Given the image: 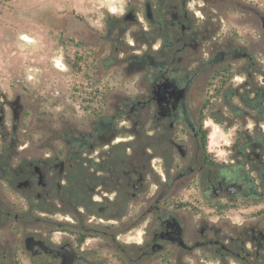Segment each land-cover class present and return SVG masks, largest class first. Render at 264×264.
<instances>
[{"label": "flooded vegetation", "instance_id": "flooded-vegetation-1", "mask_svg": "<svg viewBox=\"0 0 264 264\" xmlns=\"http://www.w3.org/2000/svg\"><path fill=\"white\" fill-rule=\"evenodd\" d=\"M187 5L146 0L143 20L126 6L106 22L108 43L139 23L133 38L140 49H129L123 69L141 75L140 90L115 100L92 88L90 123L60 146H36L32 122L24 119L32 104L0 96V183L13 188L0 189V224L6 234L10 223L18 230L16 241L0 240L1 262L60 264L61 257L41 251L43 242L74 253L73 264H264V210L239 221L231 215L243 202H264V144L244 132L234 158L218 160L207 148L202 112L189 100L201 70L216 69L225 82L230 66L243 60L245 90L235 97L251 100L264 118L259 93L249 97L257 62L230 29L209 39L206 22ZM230 94L224 91L226 99ZM121 133L127 138L118 140Z\"/></svg>", "mask_w": 264, "mask_h": 264}, {"label": "rangeland", "instance_id": "rangeland-1", "mask_svg": "<svg viewBox=\"0 0 264 264\" xmlns=\"http://www.w3.org/2000/svg\"><path fill=\"white\" fill-rule=\"evenodd\" d=\"M145 1L0 0V96L13 100L19 95L32 104L33 110L25 113L24 119L32 122L36 146H60L75 134L78 126L90 123L94 108L89 100L93 96L92 88L97 87L99 92H112L115 100L117 96L138 93L141 75L124 70L123 60L135 45L140 49L133 38L140 25H126L127 32L118 42L112 34L108 43L106 22L121 17L126 6L134 7L137 17L143 20ZM187 1L188 8L196 11L198 20L206 22L209 39L215 37L218 41L230 29L233 38L253 54L257 65L248 83L250 91H253L249 97L258 92L259 106L264 112V0ZM114 7L115 15H112L110 9ZM203 8L204 11L201 10ZM221 17L227 19L225 23L221 22ZM24 35L34 42H23ZM127 43L133 45L129 48ZM207 49L205 44L202 53H207ZM108 55L112 56L111 61L107 60ZM194 56L202 60L208 58L199 53ZM238 62L241 67L235 66ZM107 64L116 66L107 69ZM235 64L230 66L229 78L225 82L219 78L216 69L201 70L190 90L189 100L194 102L193 108L202 112L207 148L218 160L234 158V147L244 132L248 138L258 139L264 144V118L249 107L251 100L235 97L236 90H245V87L241 88V82L245 78V70H248L243 60ZM94 70L100 77L99 83L95 81ZM228 89L232 94L226 99L224 91ZM124 138H127L124 133L118 136V140ZM245 139L247 137L242 138ZM0 189L7 194L13 191L4 183H0ZM239 209L231 213L235 221H239V215L243 219L257 210H264V202H243ZM43 226L40 223L38 228ZM55 226L52 228L59 232ZM14 227L10 223V233L6 234L5 225L0 224V240L16 241L18 230ZM0 264L59 263L47 258H22L20 263L8 259L0 261Z\"/></svg>", "mask_w": 264, "mask_h": 264}, {"label": "water", "instance_id": "water-1", "mask_svg": "<svg viewBox=\"0 0 264 264\" xmlns=\"http://www.w3.org/2000/svg\"><path fill=\"white\" fill-rule=\"evenodd\" d=\"M163 86L166 87V85ZM164 90H166V88ZM161 91L162 89H159L158 95ZM37 245H39L41 251L45 252L47 255L61 257L60 264H73L75 260V254L69 250L65 251L61 247L51 244L45 245L43 242H39Z\"/></svg>", "mask_w": 264, "mask_h": 264}, {"label": "bare ground", "instance_id": "bare-ground-1", "mask_svg": "<svg viewBox=\"0 0 264 264\" xmlns=\"http://www.w3.org/2000/svg\"><path fill=\"white\" fill-rule=\"evenodd\" d=\"M22 39H24V42H28V43H30V44L34 42V40H33L32 38H28V37H26L25 35L22 36Z\"/></svg>", "mask_w": 264, "mask_h": 264}]
</instances>
